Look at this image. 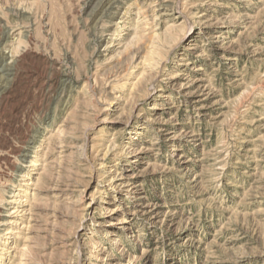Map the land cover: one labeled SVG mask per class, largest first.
<instances>
[{"label":"rangeland","instance_id":"rangeland-1","mask_svg":"<svg viewBox=\"0 0 264 264\" xmlns=\"http://www.w3.org/2000/svg\"><path fill=\"white\" fill-rule=\"evenodd\" d=\"M0 264H264V0H0Z\"/></svg>","mask_w":264,"mask_h":264},{"label":"bare ground","instance_id":"bare-ground-1","mask_svg":"<svg viewBox=\"0 0 264 264\" xmlns=\"http://www.w3.org/2000/svg\"><path fill=\"white\" fill-rule=\"evenodd\" d=\"M116 2V1H115ZM10 211H12L10 214H12V215H14V214H16L17 212H18V210L16 211V208H13V209H11Z\"/></svg>","mask_w":264,"mask_h":264}]
</instances>
